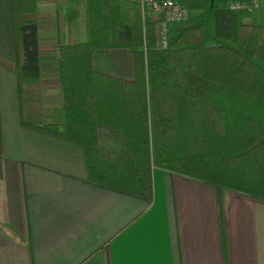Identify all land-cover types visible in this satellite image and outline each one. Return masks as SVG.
<instances>
[{"label": "trees", "instance_id": "1", "mask_svg": "<svg viewBox=\"0 0 264 264\" xmlns=\"http://www.w3.org/2000/svg\"><path fill=\"white\" fill-rule=\"evenodd\" d=\"M175 1L187 15L167 22L160 47L163 16L138 0H84L76 42H39L33 0H8L14 60L0 65L15 76L19 124L81 145L87 179L102 186L150 199L158 166L264 199V4ZM115 47L130 53V78L91 65ZM51 57L56 66L40 70ZM44 75L57 78L58 105L40 104ZM97 125L120 131L117 150L97 143Z\"/></svg>", "mask_w": 264, "mask_h": 264}, {"label": "crops", "instance_id": "2", "mask_svg": "<svg viewBox=\"0 0 264 264\" xmlns=\"http://www.w3.org/2000/svg\"><path fill=\"white\" fill-rule=\"evenodd\" d=\"M33 2L39 42L85 38L84 0ZM0 59L14 60L8 0ZM91 65L132 76L125 47L93 54ZM55 66V57L38 61L40 70ZM40 82L41 106L58 105L56 76ZM96 139L117 150L121 133L97 125ZM151 184L146 199L90 182L81 145L19 124L15 76L0 65V264H264V199L158 166Z\"/></svg>", "mask_w": 264, "mask_h": 264}, {"label": "built area", "instance_id": "3", "mask_svg": "<svg viewBox=\"0 0 264 264\" xmlns=\"http://www.w3.org/2000/svg\"><path fill=\"white\" fill-rule=\"evenodd\" d=\"M143 9L151 12L161 13L163 18L156 25V40L158 46L166 44V24L169 21L180 20L186 17L187 10L175 0H138ZM264 4V0H230L229 8L251 11Z\"/></svg>", "mask_w": 264, "mask_h": 264}]
</instances>
